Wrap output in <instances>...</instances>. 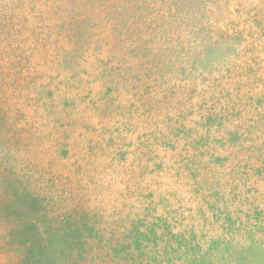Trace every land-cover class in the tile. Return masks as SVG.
I'll use <instances>...</instances> for the list:
<instances>
[{
	"label": "rangeland",
	"instance_id": "obj_1",
	"mask_svg": "<svg viewBox=\"0 0 264 264\" xmlns=\"http://www.w3.org/2000/svg\"><path fill=\"white\" fill-rule=\"evenodd\" d=\"M0 264H264V0H0Z\"/></svg>",
	"mask_w": 264,
	"mask_h": 264
}]
</instances>
